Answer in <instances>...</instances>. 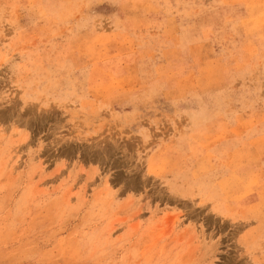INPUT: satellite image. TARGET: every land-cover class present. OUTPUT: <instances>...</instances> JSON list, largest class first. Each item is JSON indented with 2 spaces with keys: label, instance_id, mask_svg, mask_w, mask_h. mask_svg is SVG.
Returning a JSON list of instances; mask_svg holds the SVG:
<instances>
[{
  "label": "rangeland",
  "instance_id": "rangeland-1",
  "mask_svg": "<svg viewBox=\"0 0 264 264\" xmlns=\"http://www.w3.org/2000/svg\"><path fill=\"white\" fill-rule=\"evenodd\" d=\"M0 264H264V0H0Z\"/></svg>",
  "mask_w": 264,
  "mask_h": 264
}]
</instances>
